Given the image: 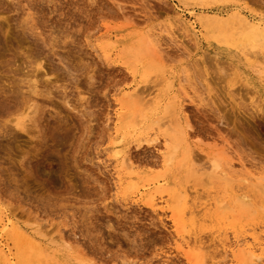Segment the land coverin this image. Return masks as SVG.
I'll use <instances>...</instances> for the list:
<instances>
[{
	"label": "rangeland",
	"instance_id": "1",
	"mask_svg": "<svg viewBox=\"0 0 264 264\" xmlns=\"http://www.w3.org/2000/svg\"><path fill=\"white\" fill-rule=\"evenodd\" d=\"M177 7L195 20L198 40L179 22L161 32ZM232 11L264 17V0H0V210L27 235L0 232L9 262L32 264L39 251L44 264H190L157 197L180 186L228 206L225 222L210 216L195 225L203 239L217 229L248 234L251 224L264 232V39L237 23L197 20ZM143 36L156 62L152 52L128 63L125 50L132 54ZM128 92L133 97L123 98ZM132 115L135 126L153 120V142L136 145ZM119 126L132 171L156 181L158 193L149 195L136 175L116 182L108 147ZM180 131L188 167L165 166L164 139ZM216 154L221 166L212 171L208 157ZM229 167L238 169L234 178ZM238 177L252 205L232 211L244 186ZM151 197L164 213L143 204ZM208 249L191 262L218 258Z\"/></svg>",
	"mask_w": 264,
	"mask_h": 264
},
{
	"label": "bare ground",
	"instance_id": "2",
	"mask_svg": "<svg viewBox=\"0 0 264 264\" xmlns=\"http://www.w3.org/2000/svg\"><path fill=\"white\" fill-rule=\"evenodd\" d=\"M181 1L185 3L186 1H189V0H181ZM182 11H183V9H180L179 7H177L176 11H175V14H174V16L176 18L174 19V17H168L167 18V24H166V21H165L166 26L165 27L162 26L163 29L161 30V32L165 31V34H168L166 31H169V29L172 28L171 26L175 25L174 24L175 22H177V23L179 22L178 24H181V25H179V26H181V28H184L185 30H187L191 35H193V37L196 40H198L199 37H200V35H199L200 34V30L197 29V26L195 25V20L190 21V20H187L186 17L184 18V16H183L184 14L182 13ZM188 11H190L189 12L190 14L193 13L191 10H188ZM219 12H220V9H219ZM197 20L199 21V24H200L199 26H201V27L202 26L205 27L206 24L210 23V21L211 22L214 21L215 25L219 24L220 26H225V25H228L229 23H237V24H239L241 26H245L246 27L245 29L248 28V30H249V28H250L251 29V33H252V35L254 37V40H263L264 39V17L256 18V17H251L249 15H246V14L240 12V11H232L230 13H227V16H223L222 13H221V15L219 13L218 14H214V15H212V17L206 16V15H200V16H198ZM216 26H214V27H216ZM158 29H160V28H158ZM171 31H173V30H171ZM161 32H157V33L159 34ZM154 35L156 36L157 34L155 33ZM214 37H216V36H214ZM250 37H251V34H250ZM146 38H145V40H143V38H142V41H140L141 43H138L140 45L137 44V45H135V46H133L131 48L133 50L132 51L133 55L129 53V49L128 48L125 50L126 57L129 58L128 59L129 60L128 63L131 64L132 62L139 61V58L142 55V53H144L145 55L146 54L148 55L149 53L153 52L152 53L153 55L151 54V56H149L150 59H151L152 56L156 55L155 52H154L155 50L152 51L154 49L153 45L150 46L151 43L148 40H146ZM137 39L140 40L141 37L139 36ZM151 40L152 39H150V41ZM152 44H154V43H152ZM149 48L152 49L151 50L152 52H150ZM106 51L109 52V51H111V49H109V51L108 50H106ZM106 51L103 50V52H106ZM104 55L105 56H109L108 53H107V55L106 54H104ZM261 57L264 58V56H261ZM143 58H144V56L142 57V59ZM36 61L37 60H35V62ZM149 61L150 62L151 61L156 62V60H152V59L149 60ZM36 65L41 66V65H39V63H37ZM258 72L261 75L264 74V71H258ZM45 75H48V74L45 73ZM31 77H33V76H31ZM34 77H35V75H34ZM34 85H36V84H34ZM30 91H31V89H30ZM132 94L133 93H130V92L125 93V94L123 93V98H125V99L128 98L129 99L131 96L133 97ZM155 97H156V95H155ZM28 100H30V98ZM145 102H146L145 104L148 103L149 105H151L150 101L148 102V100H146ZM117 103H118L120 109H122L123 100L122 99H118ZM27 105H24V107L25 106L27 107ZM31 105L28 107L29 108V110H28L29 112H30V108L34 109V107H31ZM170 105L171 104H166L165 108H167V106H170ZM18 106H20V105H18ZM171 107H173L172 110L175 109L174 108L175 107L174 104L171 105ZM24 110L26 111V109H24ZM141 110H143V108ZM141 110L139 109L138 111L141 112ZM22 111L23 110H20L21 113H22ZM16 112H18V111L16 110ZM134 112H136V111H134ZM25 114H24V117H27L28 114H26V115ZM115 114H116L117 121H121V113L118 112V113H115ZM248 115H249V113H248ZM133 116H135V115H132V117ZM250 118L253 119V117H250ZM141 119L139 121H137V124L138 123L142 124L141 123L142 122ZM134 120L135 119L133 117V122H131L133 124L129 123L130 125L129 124H127V125H129V126L132 125V130H134L133 133L136 135V137L134 139L135 141H137L136 145H140V144L146 143V142H149V143L153 142V139L150 140V138L148 136V132H147L148 131L147 129L151 125V123H153V120H151L152 122L150 121L149 126H144L143 124L139 125V126L138 125L135 126L134 125V122H135ZM15 121H16L15 122V126L16 127H21V129H23V127H24V123L23 122L24 121H22V119H21V121H18L17 119ZM146 125H148V124H146ZM244 125L246 126V124H244ZM133 126H134V128H133ZM248 126H249V124H248ZM254 127H255V125H254ZM121 128H122V126H119V127L115 128V132H114V135H113V137H112V139L110 141L109 147L107 146L111 150V153H109V154H111V157L113 158L111 160H114V161L118 162L117 163L118 165L115 168L116 182H118L119 185H120L124 178H129V180H132V177L134 175H136L137 179L139 181L143 182L142 185L144 186V188L149 190L148 191L149 195L151 193H153V192L154 193H158L159 192L158 187H154L153 186V185H155L156 181H153L152 178L141 177L139 175V173H136V172L132 171L133 164H132L129 156L127 155V151H128L126 149L127 145L125 146L124 143H123L125 133H119ZM255 128L258 129L259 127L256 126ZM127 129H128V127H127ZM251 129H252V126H251ZM254 130L256 131V129H254ZM262 131L263 130H260L259 132L261 133ZM255 133H257V131ZM184 134H186V133H184ZM184 134L180 131V135H176V138H173V135L172 136L169 135L167 140H166V138L164 139L165 154L162 155V161H163V164L165 166L169 165L172 161H174L176 163H180V165H183V166L186 165L187 166V164L185 162H187V160H188V158L190 156H189V154H188L186 149H182L181 148L183 142H185L184 141L185 140V135ZM256 136H258V135H256ZM259 137H257L258 140H259ZM262 140L264 141V138H262ZM208 158H209L208 160L210 162V166H209L210 170H212V171H217L218 169L220 170L221 163H220V160H219V155L218 154H216L215 156L212 155L211 157L209 156ZM230 169L233 171V168L229 167V172L231 173ZM241 169H239L238 173L241 172L240 171ZM187 170H188V168H187ZM237 170H234V172L231 173V175H233V178L236 175ZM243 173L247 175V173L245 171ZM222 178H220V179H222ZM225 178H226V176H224V180L225 181H226V179H229L228 177L226 179ZM239 178L240 177H238L237 180ZM240 179L243 180L242 182H244L243 183L244 186L237 187L238 188L237 192L239 191V193H237V194L233 193L234 194V196H233L234 200H232L233 201L232 202V205H233L232 209L230 208V205H229V210H232V211H233V209L246 208L249 204H250V206L252 205L249 202V198H248L250 193L247 194L243 190L247 186L246 183H245L246 182V178H240ZM230 180H231V178L229 179V181ZM250 183L251 182L249 181V184ZM251 184H253V183H251ZM259 187L262 190H264V184H260L259 183ZM259 187H257V188H259ZM190 189L192 191H190L189 187H187V186L186 187L185 186H180V188H178V189H170V190L169 189H164V190H160L161 192L167 191V194H169L170 198L166 199V200L163 199L162 195L157 196V197H159V201L161 203H165V206H167L166 209L168 210V212H170V220H171V224H172V230L174 231V237H175L174 238V242L176 244V247H177L178 250H180V251H182L184 253L186 258L190 261V264H193L191 262L190 258H189L190 254L196 255V254H200L201 253V256H203V252H205L211 246L213 247V249L217 250L218 258H216V256L213 255L209 259L210 260V264H229V263H231V264H264V232L261 230L259 225L255 226V224H251V225H253V226H251L252 227L251 228L252 231H250L248 234H244L242 232H238V231L233 230L231 232V234H230L231 237H229L228 232L226 233L225 229H223L221 231L219 229H217L215 231L216 234L212 235L211 237H209L207 239L205 237H204L205 239H203L199 235V232H200V231H198L199 228L196 229L195 225L198 222H200L201 220H204L205 217L206 218H210V216L214 217L216 220H221V222H225L227 216L224 215L223 208L226 209L228 206L222 207V201L223 200H219L218 201L212 195L205 194V196H203L204 195V193H203V195L200 196V195L196 194L198 192L197 191L198 189H196L194 187H192V188L190 187ZM262 190H260V192ZM261 197H263V198H260L259 199L260 201L258 199L256 201L261 202L260 205L264 206V194H262ZM143 204L147 205L149 208H151L155 212L157 210H160L163 213L165 212V209H163V206L159 205L157 203V201H155L154 198H152V197L149 198V200H144ZM225 205H227V204H225ZM258 205H257V207L261 208ZM2 215H3V211L0 210V226H2L0 232H2V231L6 232L9 229H11V230H13V232H15V234L18 233V234H22L21 235L22 237H23V235L25 237H27V235H25V230L26 229H22L18 224L14 223L8 216L4 215L2 217ZM9 225H10V227H9ZM28 239H29V237H28ZM206 241L211 242L210 243L211 245H206ZM4 248L5 247L2 244H0V261L3 262V263L6 262L7 264H12L11 262H9L10 258L8 256H10V255H8V253H6V250ZM208 250H210V249H208ZM33 261H35V262L32 263V264H44V262L46 261V255L42 254L41 252L38 251V254L36 252V257H34Z\"/></svg>",
	"mask_w": 264,
	"mask_h": 264
}]
</instances>
